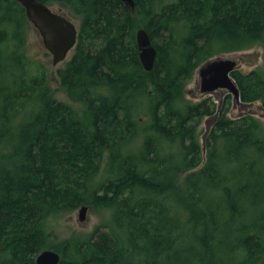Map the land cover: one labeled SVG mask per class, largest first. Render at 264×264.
Segmentation results:
<instances>
[{"label":"trees","instance_id":"obj_1","mask_svg":"<svg viewBox=\"0 0 264 264\" xmlns=\"http://www.w3.org/2000/svg\"><path fill=\"white\" fill-rule=\"evenodd\" d=\"M39 1L77 22V41L57 71L66 102L28 56L23 7L0 0V264L45 250L58 264H264V125L228 117L230 94L185 98L205 62L259 47L262 67L231 78L264 111V0ZM83 206L113 228L55 242L51 224Z\"/></svg>","mask_w":264,"mask_h":264},{"label":"water","instance_id":"obj_2","mask_svg":"<svg viewBox=\"0 0 264 264\" xmlns=\"http://www.w3.org/2000/svg\"><path fill=\"white\" fill-rule=\"evenodd\" d=\"M24 11L27 21L39 35L43 48L52 56V65L64 62L75 47L78 29L69 18L42 4L39 0H14ZM129 8H134L132 0H122ZM139 61L143 69L151 71L156 59V49L147 33L138 29L135 35ZM237 61L232 58L216 57L200 66L197 70L198 88L201 94L210 95L219 90L228 92L234 105H240L239 90L231 78L237 69ZM86 206L79 209V222L85 221ZM60 256L54 251H42L36 258V264H58Z\"/></svg>","mask_w":264,"mask_h":264},{"label":"rangeland","instance_id":"obj_3","mask_svg":"<svg viewBox=\"0 0 264 264\" xmlns=\"http://www.w3.org/2000/svg\"><path fill=\"white\" fill-rule=\"evenodd\" d=\"M52 9L56 12H59L58 8L56 7ZM73 22L77 26V22ZM27 52L29 58L46 68L50 90L54 92L55 96L59 100L67 102V97L60 88L57 71L64 66V63L70 58L71 54L68 55L64 62L57 66H53L52 56L43 48L40 37L34 31V29H29L28 31ZM220 57L232 58L236 60L238 65L237 69L243 73H248L254 69L262 67V50L259 47L240 53L223 55ZM185 93V98L192 103H197L207 98H210L219 106H226L225 104L227 103V98L225 96L228 94V92L224 90H219L210 95H203L200 93L198 88L197 70L194 72L188 85L186 86ZM232 101L229 105L228 117L234 119L242 114L251 113L264 125V111L260 108L259 103L252 105H234ZM209 121L211 120L203 119L199 129L204 132L210 123ZM79 209H77L71 215L63 216L61 219L51 224L50 230L55 235H57V237L55 236V242L62 241L74 234L88 235L98 227L104 232L109 231L110 227L113 228L112 217L109 211L101 210L97 212H91L88 210L85 215V221L79 222Z\"/></svg>","mask_w":264,"mask_h":264}]
</instances>
